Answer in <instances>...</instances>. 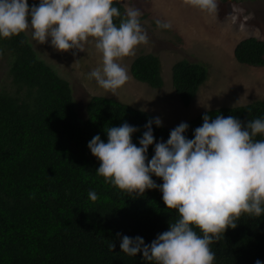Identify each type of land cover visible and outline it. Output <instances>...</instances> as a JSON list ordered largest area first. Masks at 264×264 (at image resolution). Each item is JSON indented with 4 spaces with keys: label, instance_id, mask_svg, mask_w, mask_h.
<instances>
[{
    "label": "trees",
    "instance_id": "trees-1",
    "mask_svg": "<svg viewBox=\"0 0 264 264\" xmlns=\"http://www.w3.org/2000/svg\"><path fill=\"white\" fill-rule=\"evenodd\" d=\"M28 3L38 5L39 0ZM114 6L123 14L122 5ZM114 22L118 25L120 19ZM0 50L8 52L7 71L15 85L13 93L0 88V264H150L142 253L135 257L123 253L121 236H140L150 244L179 218L177 210L166 207L159 188L128 195L105 183L96 172L101 162L88 143L97 134L107 143V129L126 122L138 128L132 142L139 147L144 126L155 117L96 94L87 98L79 115L68 80L37 55L25 33L0 37ZM233 55L238 62L263 65L264 39L240 38ZM170 69L172 87L186 105L206 78L205 66L181 58ZM129 71L149 86L162 84L159 59L152 52L134 56ZM205 114L212 119L231 115L246 125L264 118V98L201 110L184 121L189 125L187 138H194ZM178 125L153 123L155 142H166ZM155 142L149 145V160ZM152 179L163 183L154 174ZM89 191L98 194L97 201L89 199ZM110 243L115 244L112 251ZM210 248L216 254L214 264H255L256 260L264 264V214L243 215L237 227L228 228Z\"/></svg>",
    "mask_w": 264,
    "mask_h": 264
},
{
    "label": "clouds",
    "instance_id": "clouds-1",
    "mask_svg": "<svg viewBox=\"0 0 264 264\" xmlns=\"http://www.w3.org/2000/svg\"><path fill=\"white\" fill-rule=\"evenodd\" d=\"M114 3L124 7L123 14ZM182 4L213 18L219 11L218 0H182ZM141 15L128 0H39L31 6L28 0H0V37L30 33L39 44L50 38L51 46L60 52L85 51L94 41L102 66L88 78L118 96L130 80L121 61L136 56L138 47L149 43ZM114 18L120 19L118 25ZM155 23L161 29L172 27L159 19ZM202 119L193 139L184 135L189 125L182 122L170 131L166 142H155L152 124L162 126L156 117L144 126L139 147L132 142L138 128L126 122L107 129V143L99 134L89 141L91 153L101 162L96 172L105 183L128 195L159 188L166 207L179 214L169 230L150 244L140 236L117 233L126 255L142 253L150 264H214L216 254L210 245L223 239L228 228L235 229L243 215L258 218L264 214V139L256 138L264 137V118L246 125L231 115L212 119L205 114ZM154 142L149 160L148 148ZM153 174L163 183L158 185ZM88 197L98 200L95 191H89ZM114 248L110 243L109 250Z\"/></svg>",
    "mask_w": 264,
    "mask_h": 264
},
{
    "label": "rangeland",
    "instance_id": "rangeland-1",
    "mask_svg": "<svg viewBox=\"0 0 264 264\" xmlns=\"http://www.w3.org/2000/svg\"><path fill=\"white\" fill-rule=\"evenodd\" d=\"M128 3L141 11V24L149 36L148 45H140L137 54L152 52L159 59L162 79L159 87L135 79L129 71L133 57H125L121 64L130 80L118 90V96L112 95L99 87L94 78H88L93 69L102 66V54L96 50L94 41L86 45L85 51L60 52L51 46L50 38L39 44L30 33L26 34L37 55L68 80L79 115L87 98L94 94L143 109L159 117L164 126L180 124L206 108L264 98V64L240 63L233 55V46L240 38L252 35L264 39V0L218 1L219 11L214 18L184 6L182 0H128ZM157 19L170 22L171 29L158 28ZM181 58L201 62L206 69V78L186 105L171 84L170 66ZM8 61V52L0 50V88L13 93L15 85L10 82Z\"/></svg>",
    "mask_w": 264,
    "mask_h": 264
}]
</instances>
